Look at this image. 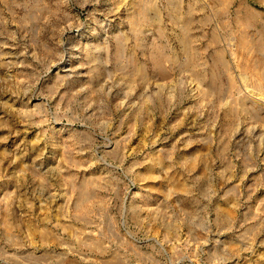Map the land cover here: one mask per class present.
I'll return each mask as SVG.
<instances>
[{
    "label": "rangeland",
    "instance_id": "1",
    "mask_svg": "<svg viewBox=\"0 0 264 264\" xmlns=\"http://www.w3.org/2000/svg\"><path fill=\"white\" fill-rule=\"evenodd\" d=\"M0 264H264V0H0Z\"/></svg>",
    "mask_w": 264,
    "mask_h": 264
},
{
    "label": "bare ground",
    "instance_id": "2",
    "mask_svg": "<svg viewBox=\"0 0 264 264\" xmlns=\"http://www.w3.org/2000/svg\"><path fill=\"white\" fill-rule=\"evenodd\" d=\"M137 4V3H136ZM139 8V7H138ZM146 169V168H145ZM183 187V186H182ZM225 212V211H224Z\"/></svg>",
    "mask_w": 264,
    "mask_h": 264
}]
</instances>
